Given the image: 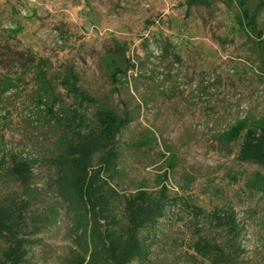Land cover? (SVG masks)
Returning a JSON list of instances; mask_svg holds the SVG:
<instances>
[{"label": "rangeland", "instance_id": "rangeland-1", "mask_svg": "<svg viewBox=\"0 0 264 264\" xmlns=\"http://www.w3.org/2000/svg\"><path fill=\"white\" fill-rule=\"evenodd\" d=\"M191 2L0 0V205L11 208L2 216L11 235L0 236V264L9 249L23 264H87L108 223L124 222L120 205L85 228L55 185L51 161L67 116L79 109L93 120L100 107L132 118L113 139L122 173L112 185L157 193L160 181L182 197L153 229L149 259L131 264H210L192 248L202 236L224 245L235 264H264V192L251 187L264 167L240 162L242 140L223 137L237 122L264 118L258 42L242 16L260 6L253 26L264 32V0ZM69 73L99 106H79L60 82ZM12 156L31 163L29 189L10 174ZM219 211L238 228L218 227L211 215Z\"/></svg>", "mask_w": 264, "mask_h": 264}, {"label": "trees", "instance_id": "trees-1", "mask_svg": "<svg viewBox=\"0 0 264 264\" xmlns=\"http://www.w3.org/2000/svg\"><path fill=\"white\" fill-rule=\"evenodd\" d=\"M216 1L219 0H192L191 3L208 8ZM260 11L259 6L255 15L245 10L242 16L244 15L243 17L248 19L246 31H251L257 38L258 44L256 43L255 48L258 52L256 55L261 64L259 69L262 70L261 73L264 76V32L253 26ZM43 78L45 79V77ZM78 80L76 75L69 73L62 75L60 82L66 91L77 97L80 107L99 106L100 100L84 91L79 86ZM112 80L117 81L114 77ZM47 88L43 90L44 95L48 94L49 89ZM67 117L65 125L67 135L61 142L62 147L57 156L51 161L57 171L55 185L58 194L71 209L79 210L80 216L85 220V228L91 226L92 230H95V226L100 224L101 217L111 215L115 207L123 206L122 219L124 218V222L117 218L108 223L105 227V235H103L104 241L100 240L99 243L102 249L96 250L89 256L90 262L131 264L135 260L147 261L151 255L150 235L153 229L165 217L169 205L180 201L182 197L170 196L169 188L160 181L161 188L157 193L148 192L144 188H139L134 193L121 192L112 185L122 173L120 170L122 154L117 149V140L113 139L117 133L132 122L128 113L122 117L110 108L100 107L93 115V120H90L79 109H75ZM60 120V118H56L57 122ZM223 137L227 142L242 140L237 157L240 162L264 167V118L253 121L246 118L237 122ZM11 162L10 174L26 189H29L33 177L31 163L20 160V156H12ZM168 175V173L164 175L165 181H167ZM251 187L264 192V176L256 174ZM104 189L109 190L107 196L103 195ZM97 201L102 202V206L105 203L107 210L104 211L106 213L102 211V206ZM184 203L196 216H201L202 210L194 205V200L191 197L184 200ZM20 205L27 211L30 205L29 200H21ZM10 210L8 205H0L1 237H10L9 235H11L6 234L8 227L4 226L2 219L3 214L5 216ZM111 216L109 217L111 218ZM211 217L222 230L228 228L229 232H233L238 228L233 214H222L219 211L214 212ZM143 232L146 235H143ZM223 246L217 241H211L202 236L193 243L192 248L210 264H235L236 256L227 253ZM15 251L17 250L9 249L5 253L3 257L5 263H24V259L19 258ZM104 255H106L105 259ZM85 261V257L74 258L72 263L85 264Z\"/></svg>", "mask_w": 264, "mask_h": 264}]
</instances>
